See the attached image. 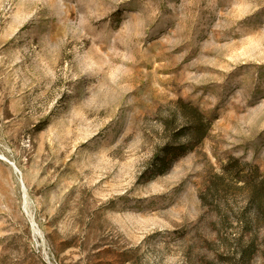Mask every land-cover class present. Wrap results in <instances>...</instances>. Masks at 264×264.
<instances>
[{
  "label": "rangeland",
  "instance_id": "obj_1",
  "mask_svg": "<svg viewBox=\"0 0 264 264\" xmlns=\"http://www.w3.org/2000/svg\"><path fill=\"white\" fill-rule=\"evenodd\" d=\"M232 157L264 176V0H0V264H264Z\"/></svg>",
  "mask_w": 264,
  "mask_h": 264
},
{
  "label": "trees",
  "instance_id": "obj_2",
  "mask_svg": "<svg viewBox=\"0 0 264 264\" xmlns=\"http://www.w3.org/2000/svg\"><path fill=\"white\" fill-rule=\"evenodd\" d=\"M179 106V113L184 117L185 122L188 126V147H195L198 143L202 142L207 136L211 122L205 116L202 111L190 102H186L184 99H179L177 102ZM167 154L170 155L171 151L167 150ZM244 173V168L240 159L232 157L228 164L224 165L223 172L221 174H214L211 179V185L207 190L208 193L213 189V195H219L225 192L227 189L231 188V184L228 183L229 180L236 183L244 182L243 186H246L251 193L249 195V200L252 204L255 203V214L257 218H263L261 208L262 203L259 201V187L264 188V176L260 174L257 168L254 171V175L245 179L242 176ZM257 194V196H256ZM258 197V198H257ZM202 198L203 194H202Z\"/></svg>",
  "mask_w": 264,
  "mask_h": 264
}]
</instances>
